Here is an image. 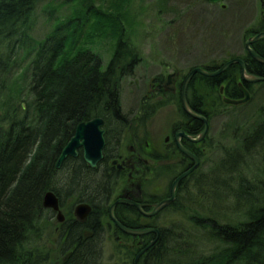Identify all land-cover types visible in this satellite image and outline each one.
<instances>
[{"label": "trees", "instance_id": "16d2710c", "mask_svg": "<svg viewBox=\"0 0 264 264\" xmlns=\"http://www.w3.org/2000/svg\"><path fill=\"white\" fill-rule=\"evenodd\" d=\"M77 3V13L57 18L60 7ZM39 11L50 23L41 40L32 36ZM89 17L97 20L91 24L96 33L118 39L107 65L92 52ZM113 22L91 0H0V95L22 91L14 83L21 72L33 96L26 106L12 104V96L0 98L5 109L0 113V264H40L29 244L38 240L45 194L53 191L62 199L64 185L69 195V189L82 193L85 178L78 165L67 158L57 171L55 164L78 124L110 119L106 114L119 108L118 80L129 76L135 63L125 62L127 42L119 41ZM192 100L195 110L205 105ZM244 126L234 129L238 144L215 165L213 176H203L186 201L181 195L175 213L180 222L163 230V241L140 264H264V119L257 129ZM253 157L256 163L249 164ZM252 164L263 180L240 173ZM82 251L74 256L76 264L93 261L90 250Z\"/></svg>", "mask_w": 264, "mask_h": 264}, {"label": "flooded vegetation", "instance_id": "af4514ba", "mask_svg": "<svg viewBox=\"0 0 264 264\" xmlns=\"http://www.w3.org/2000/svg\"><path fill=\"white\" fill-rule=\"evenodd\" d=\"M182 3L189 8L181 13L183 26L187 29L170 37L179 42V54L186 60L184 63L194 52L195 58L201 56L206 64L198 63L186 72L172 68L164 79L159 74L134 75L136 69L142 67L143 60L134 62L131 74L138 80L133 90L135 105L124 110L119 88V108L106 114L112 118L97 117L103 121L100 126L104 131L102 159L90 168L82 159L81 149L77 150V157H69L71 164L78 165L85 178L82 193L69 189V195L64 185L60 189L62 199L50 191L58 201V209L42 204L37 239L42 240V233L56 235L54 241L59 251L54 264H76L74 256L92 247L104 256L108 246L111 247L108 251L110 264H124L127 260L140 264V259L150 253L152 246L163 241V230L170 227L172 221L180 222L175 213L180 211L181 195V202L186 201L187 191L192 190L203 176L206 179L213 176L215 163L207 171L200 169L210 159L208 147L218 148L211 133L217 128L214 120L222 114L221 108L248 104L255 93L254 85H264V81L260 82L264 79V0H184ZM195 4L201 5L198 12L193 10ZM232 40L238 41L241 54L217 64L213 53H206L217 50L226 42L233 49L235 42ZM254 78L260 81L252 82ZM197 82L213 91L211 95L219 108L208 110L204 106L195 110L192 99L197 98V93L191 86ZM244 92L249 95L247 102L240 105L225 102L243 100ZM168 100L175 106L171 113L173 119L161 130L154 125L152 129V119L164 105L170 106ZM244 124L250 126L247 122ZM235 148L229 147L223 158ZM63 164L55 169L62 170ZM192 168L195 169L182 177ZM180 177L182 179L176 184ZM95 186L100 189L96 190ZM164 201L169 203L155 213V206ZM42 222H46L51 231L46 233L41 227ZM116 224L143 234L126 233ZM45 259L46 256L43 261Z\"/></svg>", "mask_w": 264, "mask_h": 264}, {"label": "rangeland", "instance_id": "374dc122", "mask_svg": "<svg viewBox=\"0 0 264 264\" xmlns=\"http://www.w3.org/2000/svg\"><path fill=\"white\" fill-rule=\"evenodd\" d=\"M183 1L184 0H91L101 13L107 14V18L111 17L114 19V30H117V32L120 33L119 41L127 42L123 49V52L124 50H127L124 52L125 62H130L131 60L134 62H140V59L143 60L142 63H140L142 67L136 69L137 71L134 75L140 76V74H143L149 75L150 77L153 74H159V76L162 78L164 77V79L171 72L172 68L176 69V71L181 69L186 72L187 68L193 65L198 63L206 64L203 62L204 58L201 56H197L198 59H196L194 52H192L191 58L195 60L192 61L190 58L186 63H184L186 60L182 59L179 54V42L176 39H171L170 37L172 34L179 35V30H184V28L185 30L187 29L186 26H183L184 22L181 13H185L189 8L183 5ZM200 7L201 5L199 6L195 4L193 6L194 12H198ZM79 8L80 6L78 3L75 6L67 5L60 7L57 10V18H67L72 13H77ZM93 22H97V20L89 17L87 30L94 31L91 37L92 52L102 59L104 65H107L118 43V39L109 32L102 35L96 33L93 26H91ZM118 23L120 26L119 29ZM49 31L50 23L47 24L45 22V16L41 13V11H39L34 21L32 36L37 40H41ZM233 42H235V48L233 49L229 42H226L221 47L218 46L217 50H211L206 53H213L214 61L219 64L221 61L229 58L230 56L242 53L240 48L241 46L238 41ZM131 47L133 50L132 52ZM66 52L71 53V49L68 48ZM184 53L185 52H182L183 56L186 57ZM60 64L63 65L64 61L61 60ZM166 65H170L172 67L167 68ZM138 70H140V73ZM134 75L130 72L129 76L120 79V81L118 80V87L122 93V106L124 107V110L125 108H131L135 105V102L133 101V98H135L133 90L137 85L135 81L138 80L135 79ZM14 83L15 86L20 87L22 91L19 94L7 91L0 95V98L2 99L1 101H7L9 99L8 96H12L15 97L12 104H23L26 106L25 103H32L33 96L29 90L28 81L23 80L21 72L16 75ZM191 87H193L194 92L197 93L196 99L201 100L202 103L206 105L208 110L219 108V104H216L215 99H213L211 95L213 91L208 90L198 82L193 84ZM253 90L255 93L252 98H250L248 104L238 108H221L222 114L214 120V124L217 128L211 133L215 141L218 142V148L213 150L212 147H208L210 159L204 167H201L200 170L202 172L209 170L214 163L216 165L220 160H222L224 153L229 149V147H233L238 144L235 140H233V131L236 129V126L243 125L244 122H247L250 125L253 124V126L249 129V131H251L258 127L260 121L264 119V85H254ZM168 101L170 102V106L164 105V107L161 108L158 111V114L152 119V129L154 125V127H158L161 130L169 124L171 119H173L171 113L174 112L175 106L171 104L172 102L170 100ZM164 103H166V101ZM204 106H202V108ZM4 111L5 109L0 107V113H3ZM256 159L257 157H253L249 164L252 162L256 163ZM251 167L248 168V171L244 170L240 173L242 175L245 174L248 179L254 178L256 182L263 180L261 175L256 174L254 164H252ZM236 170V167H234L233 171L235 174L238 173L235 172ZM207 193L208 191H206V194ZM225 213H229V211H225ZM41 225L43 230L45 229L44 231L46 233L47 231H51L49 230V226L46 222H42ZM41 237L42 240L35 241L34 245L33 242L29 244L33 247L32 254L33 256L38 257L40 264H54V258L58 255L59 251L56 247L58 245L55 244L54 241L56 235L52 236V233H50V235L46 236L42 233ZM110 250L111 247L108 246V250H104L103 256L100 250L97 251L94 247H92L90 249V254L93 256V261L90 259L89 261L91 262H89V264H110L108 260L110 253L108 251ZM45 256L46 259L43 261V257Z\"/></svg>", "mask_w": 264, "mask_h": 264}, {"label": "water", "instance_id": "95a60500", "mask_svg": "<svg viewBox=\"0 0 264 264\" xmlns=\"http://www.w3.org/2000/svg\"><path fill=\"white\" fill-rule=\"evenodd\" d=\"M220 1V0H219ZM193 75V73H191L186 82L189 81V79L191 78V76ZM244 80H246V78L243 76ZM260 81V79L254 78L252 82H257ZM264 81L261 80L260 82ZM245 94V98L241 101H230L227 100L225 101L228 104H232V105H240L243 104L245 102L248 101L249 99V95L244 92ZM182 103L183 106L186 108V104H185V99L184 97L182 98ZM103 121L99 118L93 119L89 122H82L80 124H78L74 130V135L69 139V141L66 143V145L62 148V150L60 151L58 158L56 160V164L55 167L57 169H59V167L62 165V163L69 157H77L78 153L77 150L81 149L82 150V159L84 160L85 163H87V165L90 168H94L97 163L102 159V149L104 147V139H103V130H100V126H102ZM207 130V127H206ZM205 130V132H206ZM204 132V133H205ZM204 133H202V136L204 135ZM182 150V149H181ZM184 153H186L184 150H182ZM195 168H192L190 171L186 172L185 175H183L182 177L186 176L188 173L192 172V170ZM182 177L178 178L176 181V184L182 179ZM175 184V185H176ZM174 195H173V188L171 191V200H173ZM169 203V201H164L162 203H160L159 205L155 206V213L160 210L162 207L166 206ZM43 204L44 207H54L56 209H58V201L54 195L53 192H47L44 196L43 199ZM114 205L111 207L110 209V214L112 216V209H113ZM81 209V208H80ZM122 231L126 232V233H132L134 235H141L143 234V232H130L129 230L121 227L119 224H116ZM155 233H158L157 231H154Z\"/></svg>", "mask_w": 264, "mask_h": 264}, {"label": "bare ground", "instance_id": "6f19581e", "mask_svg": "<svg viewBox=\"0 0 264 264\" xmlns=\"http://www.w3.org/2000/svg\"><path fill=\"white\" fill-rule=\"evenodd\" d=\"M83 264H86V263H83Z\"/></svg>", "mask_w": 264, "mask_h": 264}]
</instances>
